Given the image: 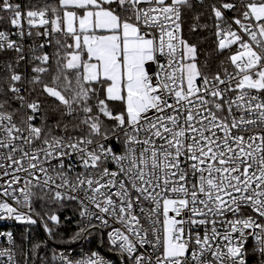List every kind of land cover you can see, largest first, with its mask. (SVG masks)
Segmentation results:
<instances>
[{
	"label": "snow or ice",
	"instance_id": "6c2138e0",
	"mask_svg": "<svg viewBox=\"0 0 264 264\" xmlns=\"http://www.w3.org/2000/svg\"><path fill=\"white\" fill-rule=\"evenodd\" d=\"M69 209L116 260L0 264H264V0H0V221Z\"/></svg>",
	"mask_w": 264,
	"mask_h": 264
},
{
	"label": "trees",
	"instance_id": "16d2710c",
	"mask_svg": "<svg viewBox=\"0 0 264 264\" xmlns=\"http://www.w3.org/2000/svg\"><path fill=\"white\" fill-rule=\"evenodd\" d=\"M202 35V34H201ZM197 37H193V39H196ZM202 47L208 48L209 46L207 44L202 43ZM37 211L41 212V215H43V212L39 207H37ZM65 216H72L71 221H65ZM78 219V217L73 216L72 210L69 209L63 213L61 216L62 225L57 230L59 232V235L55 238V240L49 239L47 236V233L44 231L43 224L38 219L37 225L30 226V227H22L19 230H17L16 238L19 241L22 234L26 233L30 236V242L31 243H40L47 241V247L42 248L40 250L41 254L47 253L48 258H51L52 249H58L60 246L67 245L69 243H66V241L69 240V238L77 231V225L75 221ZM51 226V225H50Z\"/></svg>",
	"mask_w": 264,
	"mask_h": 264
},
{
	"label": "built area",
	"instance_id": "2783aa9c",
	"mask_svg": "<svg viewBox=\"0 0 264 264\" xmlns=\"http://www.w3.org/2000/svg\"><path fill=\"white\" fill-rule=\"evenodd\" d=\"M37 225V224H35ZM35 225H24L19 224L12 220H5L0 221V231H13V233L17 234V230H19L22 227H30ZM89 249L91 250H99L102 252V254L108 256L109 258L116 260L117 258L112 254L108 252V249L103 247L100 242V237H94L90 238L88 240H81L77 241L75 243H69L67 245L60 246L57 251H67L68 254L72 256L79 257V255L82 252H87Z\"/></svg>",
	"mask_w": 264,
	"mask_h": 264
}]
</instances>
